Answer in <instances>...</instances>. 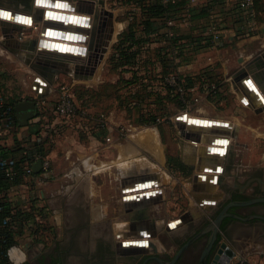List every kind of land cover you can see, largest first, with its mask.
Returning <instances> with one entry per match:
<instances>
[{
    "label": "crops",
    "instance_id": "0c3cea01",
    "mask_svg": "<svg viewBox=\"0 0 264 264\" xmlns=\"http://www.w3.org/2000/svg\"><path fill=\"white\" fill-rule=\"evenodd\" d=\"M52 1L66 2L70 8L74 6L70 0ZM99 1H102L101 4ZM238 1H203L193 8L189 16L177 22L172 28L173 37L166 36L160 41L155 39L150 45L147 44V48L163 47L162 59L154 55L153 49L150 53L148 51L142 53L138 58L140 64H146V68L142 66L141 69L142 74H148L149 79L143 80L148 91L165 94L167 89L164 87V77L174 73L187 77L208 71L218 79L221 88L217 100L211 99L208 95L209 91L204 90L199 93L200 101L194 105V108L196 107L197 115L203 116L201 118L207 115L216 116L214 119L221 121L222 124L211 120L204 121V124L195 122L196 120L188 117V113L183 112L182 108L177 109L176 114L171 117L179 138V158L183 162L181 168L175 167L169 161L161 129L156 127V124L141 123L136 108H132V114L124 117L117 115L114 110V106L120 108L121 105L96 104L93 93L102 82L103 73L97 69L93 74H88L91 65L86 57L91 52H89V44L94 37L92 33L95 25L89 27V24H80L59 17L58 19L63 22L73 23V26L59 24L57 28H48L45 23L37 21L40 23L35 25L39 26V30L25 36L32 23L29 26L19 23V27H14V22L11 20L0 18L10 24L5 25L0 20L1 49L8 54L7 58L19 62V65L10 70L8 78H3L0 73L2 82L7 89H11L10 92L15 97L13 99L15 107L20 101L34 98L46 100L43 135L48 143L50 140L56 141V151L49 153L51 171L48 182L42 186L43 199L49 201L47 197H49L50 182L56 179L59 183L57 190H52L51 197L55 195L66 200L70 196L69 203L73 201L74 205L84 208V214L91 222L101 224L112 222L114 227L115 223H124L127 228L122 232L126 237L150 238L158 236L168 228L171 223L168 219L178 212L177 206L172 201L178 182L182 185V191L189 197L191 211L188 213L193 217L210 212L218 201L223 202L232 191H248L256 186L264 188V179L254 175L251 166L244 172L240 168L241 158L247 160L249 165L257 163L258 158H264L262 97L264 96V0H254L257 28L253 31L243 28L247 17L244 10L236 6ZM96 2L93 6L89 4L86 6L95 12L98 9L97 5H103V0ZM5 8L0 6L1 10H6ZM102 10H104L103 6ZM11 11L25 17L29 16L27 14L34 15L33 10L26 12L8 9L7 12L11 13ZM136 11L139 15V9ZM104 20L105 23L108 21L110 23L108 11L104 14V18L100 19V23L98 22L97 30H101L104 34L108 33L110 27L114 30L115 24L112 22L104 28ZM213 24H217L221 30V38L216 41L208 34V29ZM78 25L82 26L81 28L85 27L84 30L79 29ZM45 27L47 31L55 29L61 33L74 34L72 37L76 42H82L75 39L77 34L89 35L85 40L89 42L85 46L88 47V51L85 49L86 52L83 54L69 50L82 56V59L44 52L40 43L41 38L46 36L43 31ZM126 28L127 26L123 30ZM66 51L68 50L64 47L58 52ZM181 52L183 58H189L182 63ZM259 63L262 64L261 68L258 66ZM169 68L171 70L165 73L164 71ZM130 76V72L124 73V78ZM251 80L255 82L262 95L249 86ZM62 82L72 84L76 102L87 111L76 120L63 119L52 110L57 99L59 84ZM136 86L138 87L132 85L134 89ZM167 86L173 94L176 92L174 86L169 84ZM188 118L199 126L209 122L216 126L192 127L188 125ZM178 120H183L184 123L180 124ZM213 138L218 139L219 143L229 139V146L233 141L243 146L244 150L232 152L229 148L221 155L220 147L214 148L217 142H212ZM208 148L216 152L212 153ZM180 174L188 177L178 178L177 175ZM147 182L153 184L140 190L154 193L150 198L151 201L128 204L130 201L127 197L137 194L134 191L139 190L138 186ZM153 185L159 187L156 189ZM148 188L153 190L146 191ZM129 192L133 193L129 194ZM73 194L74 197H71ZM202 208L205 210H201ZM181 222L180 219V224L174 228L170 227L171 231L177 229ZM147 232L148 235H144ZM116 237L121 239L123 234L119 233ZM254 239L255 237L252 238L251 235L235 233L228 238V243L238 254H244L247 261L249 255L247 250L249 246H253ZM139 244L143 245L146 242ZM155 244L158 249L161 248L159 241ZM260 253L264 254L263 249ZM28 254L27 251L24 253L21 250H14L12 255L16 264H29L26 260ZM247 262L252 264L249 258Z\"/></svg>",
    "mask_w": 264,
    "mask_h": 264
},
{
    "label": "flooded vegetation",
    "instance_id": "af4514ba",
    "mask_svg": "<svg viewBox=\"0 0 264 264\" xmlns=\"http://www.w3.org/2000/svg\"><path fill=\"white\" fill-rule=\"evenodd\" d=\"M5 8V7H3ZM9 9V8H6ZM219 176L217 177V180ZM159 185V184H158ZM159 187V186H154ZM253 194H246L245 191H232L230 196L223 202L218 201L216 207L210 212L200 213L198 216H191L190 213L171 219L168 228L158 234L157 238L161 248L156 251L126 252L123 246V238L119 239L113 234L114 223L101 224L91 222L84 214V208L72 203L66 205L67 218L69 223L61 240L51 246H44L40 254H33L32 264H235L230 263V251L232 247L228 238L235 233H247L253 236H264V188L257 187ZM255 201L250 205L239 206V202ZM217 201V200H216ZM228 207L230 216H224V209ZM223 215L220 225L217 219ZM238 215L243 220L233 217ZM78 219L74 222L73 220ZM134 226V224H132ZM173 225H175L173 227ZM170 228V229H169ZM89 230V250L80 245V236ZM149 232L144 233L148 235ZM119 234V233H118ZM121 237V235H120ZM129 237V236H127ZM147 238V236L139 237ZM133 238V237H129ZM65 240V244L62 240ZM118 239V240H117ZM82 242V240H81ZM151 242V240H150ZM227 243V246L225 245ZM152 245V242H151ZM233 249V248H232ZM149 250V251H148Z\"/></svg>",
    "mask_w": 264,
    "mask_h": 264
},
{
    "label": "built area",
    "instance_id": "2783aa9c",
    "mask_svg": "<svg viewBox=\"0 0 264 264\" xmlns=\"http://www.w3.org/2000/svg\"><path fill=\"white\" fill-rule=\"evenodd\" d=\"M175 1L162 0L163 3ZM203 1L207 0H189L176 18L170 17L165 20L167 38L174 36L172 28L177 22L189 16L193 8ZM236 6L244 10L247 17L243 28L248 31L255 30L257 28L255 1L239 0ZM129 19L132 20L133 16L130 15ZM208 34L214 41L221 38V30L217 24L210 26ZM143 48H147V45ZM164 81L175 87L176 93L180 94L185 104L183 112L190 114V110L200 101L199 93H196L191 100H187L186 89L183 86L186 83V78L180 76L179 73L165 76ZM197 89L194 87L191 91ZM8 90L0 77V180H6L9 183L6 189L0 191V212L4 207L7 210L0 217V259H6V264H16L12 255L14 250L30 253L33 250V245L27 240V242L15 241L9 245V239L17 240L21 231L23 234L27 233L34 222L40 221L39 218L27 220L25 215L32 211L35 200H44L41 190L50 178L51 158L43 135L45 127L43 126L40 132L35 133L40 117L35 113L36 115L30 119L28 125L19 126L15 103L10 101L11 89ZM205 90L208 91L206 88ZM33 101L36 102V111L46 106V100L43 98H34ZM52 108L57 116L68 120H73L79 114L87 113L76 102L72 84L67 82L59 84L57 99ZM107 139L109 140V138ZM37 162H41L38 172L34 169ZM44 246V244H40L32 254H40Z\"/></svg>",
    "mask_w": 264,
    "mask_h": 264
},
{
    "label": "rangeland",
    "instance_id": "374dc122",
    "mask_svg": "<svg viewBox=\"0 0 264 264\" xmlns=\"http://www.w3.org/2000/svg\"><path fill=\"white\" fill-rule=\"evenodd\" d=\"M70 1L73 2L72 4H74L75 2H79L80 0H70ZM128 1L129 0H103V5H102L103 9L111 13V16H109L110 23L111 22L114 23L115 27H114V35H113V40L111 41V45L109 46L107 53L104 55L103 60L97 66L98 71L100 73H103L102 82L100 83L98 89L94 91L93 93L96 99L95 102L98 105L110 106V105L118 104L121 106L123 105L126 106L136 101V98L138 97V95L135 94L134 91H132L131 89L122 87V80H121L123 76L122 70L119 68H116L114 64L108 63V60L112 54L113 47L118 41L119 34L123 31V28H125L126 26L130 24L129 16L131 15L130 13L134 11L135 7L128 5ZM0 6L7 7L11 10H24L26 12H31L33 10V0H0ZM102 6H100V4L99 6L97 5L98 7L97 12L96 13L93 12L92 14H90L93 19L92 20L93 26L97 24L99 25L100 23V18H99V23H98V20L96 21V14H98L99 16L102 15L101 14ZM105 22L106 20L103 21L104 28L109 26L110 24L109 21L107 23ZM36 23H40V22H35V24ZM35 24L34 26L29 27V29L25 33V36L31 34L34 31L39 30V26H36ZM0 37H1V33H0ZM87 44H89V42H87ZM7 55L8 54L5 53L4 50L1 49V44H0V73L2 77L5 79L9 77L10 70H12L14 66L19 65V62L17 60L15 59L14 61L10 60L9 58H7ZM86 57L87 58L89 57V53L87 54ZM148 100L154 101V96H152V99H148ZM148 100L146 101L148 102ZM125 106L124 108H116L114 106V110H116L115 112L117 113V115L119 116L123 115L124 117H127L130 114H132V110H128V108H125ZM176 106L170 105L171 111L170 110L162 111V112L152 111V113H156L159 115L160 120L156 123V127H159V129H161L162 137L166 144L167 155L169 157L171 164L177 168H181L183 162L179 158V143H178L179 138L176 134L177 128L175 127L173 121H171V117L175 115L177 112V109H179ZM195 108L193 107L190 110V114L199 116L197 115L198 113L195 112ZM164 114L166 115L165 117L160 116ZM199 117H203V116H199ZM204 118L214 119L216 118V116L207 115ZM229 148L232 152H235L236 150H240V151L244 150L243 146H240L239 144H236L233 141L230 144ZM260 148L261 146H259V151H260ZM48 149L50 151L49 153L55 152L56 151V141L50 140V142L48 143ZM240 161H241L240 168L242 172H244L245 170H249L248 167L251 166L253 170L252 173L254 175H258L259 178L264 179V158H258L257 163H252V165H249L247 160H245L244 158H241ZM177 177L186 178L188 176H185V175L183 176V174H180V175H177ZM58 183L59 182L56 179L51 180L50 192H48L49 197H47V200L49 201L47 202L46 199L44 198L45 200H43L42 202V204H45L46 206H48V211H47L48 213L43 219H41L42 221H40L37 225L39 229V226L40 228H43V225H44L46 228L47 225L49 224L53 232L51 231L52 234H50L49 236V231L47 232V230H43L42 232L40 230L39 235L37 234L34 237L28 236L29 239H27V241L32 243L33 245L32 252L36 250L38 246L40 245L41 236L47 242V245L45 246H51L53 245V243L61 240V238H63L64 235L67 234V232L65 233V229L69 226L68 225L69 223H66L67 211L65 208L67 204H70L69 203L70 196L67 197L66 200L63 198H60L59 196H55V195L54 197H51V194H52L51 192L57 190L56 188L58 186ZM257 187L258 186H256L255 188ZM255 191L256 190H248V191H245V193L250 195V194H253ZM71 197H74V194L71 195ZM172 201L177 206L178 212L175 215H173L171 218H169L168 220H171L173 218H180L182 214H186L189 211H191V203H190L189 197L182 191V185L180 182H178L176 191L172 197ZM71 203L73 204L74 202L72 201ZM201 210L204 211L205 209L202 208ZM73 221L76 222L78 221V219L73 220ZM125 228H127V226L124 223L123 224L115 223L113 234H115V232L118 230L123 231L125 230ZM88 235H89V230L86 229V231L83 232V234L80 236V245L82 244L84 249H86L87 251L89 250L88 249L89 243L88 241H84V240L88 238ZM242 235L249 236V234L247 233H242ZM37 237H39L40 241L37 240ZM251 237L252 238L255 237V239H254L253 246L251 247L249 246L247 250V252L249 251V255L247 256V261L249 258L252 264H264V254L260 253L262 249L264 251V236L251 235ZM149 239L151 240L152 244H155L156 242L159 241L157 236L156 237L152 236ZM27 241L25 240V242ZM62 243L65 244L64 239L62 240ZM149 250H152V248H150ZM32 252H30L27 255L26 260L28 261L29 264H30V261H32V257H33ZM237 257H240L242 261L246 262L247 264H250L245 260L244 254L242 253L238 254L237 252ZM237 263H238V259H236L235 261V264Z\"/></svg>",
    "mask_w": 264,
    "mask_h": 264
},
{
    "label": "trees",
    "instance_id": "16d2710c",
    "mask_svg": "<svg viewBox=\"0 0 264 264\" xmlns=\"http://www.w3.org/2000/svg\"><path fill=\"white\" fill-rule=\"evenodd\" d=\"M186 4H188V0H176L175 2L168 3H163L162 0H129L128 5L135 7L134 11L130 13L133 16V19L130 20V24L127 26V28L119 34L118 41L113 47L112 54L108 60L109 64H114L116 68L122 70V87L129 88L138 95L136 101L126 106L123 105L120 108H124V106L125 108H128V110L136 108L140 114L141 123H144L146 125L156 124L160 120L159 115L156 113H152V111H171L170 105H177V108H185V104L180 94L176 92H174L173 94L171 89L167 86L168 84L165 82L164 87H166L167 89V92H165V94L153 90H147L143 80L148 78V74H142L141 69V67H145L146 64H140V62H138L140 59L138 60V58L142 53L146 51L150 53L154 50V55L162 59L161 51L163 47H158L156 49L150 47L144 49L143 47L147 44L150 45L151 42L155 41V39H158L159 41L161 39H164L166 37L165 31H167L165 20L170 17L176 18L183 11ZM136 9H139V15L137 14ZM182 55L183 53L181 52V57ZM188 59V57H182L181 63L185 62ZM175 67H172V69ZM170 70L171 69L169 68L164 72L166 73ZM127 71L131 73V76L126 79L124 78V73H126ZM185 78L186 83L183 86L186 89L185 97L187 100H191L196 93H202L205 88L208 89V95L211 97V99L217 100V97L220 94L219 90L221 87L219 86L218 79H216V77L213 76L211 72L204 71L203 73L194 76H187ZM132 85H138V87L136 86V88L134 89ZM194 87H197L198 89L196 91H191V89ZM152 96H154V101L148 100L152 99ZM14 98L15 97H13V95L10 97V101L13 104L15 103V101L13 100ZM146 100H148V102ZM46 107L47 106L37 111V116L40 117V120L37 123V130L35 131V133L40 132L43 128V116L45 114ZM81 108L84 109L83 107ZM81 116L83 115L79 114L73 120H76ZM160 116L165 117L166 115L164 114ZM46 144L48 146V141H46ZM8 186L9 183L6 180H0V191L6 189ZM42 202L43 200H35L33 203L32 211L26 213L25 219L30 220L39 218V220L42 221L41 219H43L48 213V206L42 204ZM6 211L7 210L4 207L0 212V217H2L4 215V212ZM18 215L20 216V214ZM40 221L34 222L27 233L23 234L21 231L17 236V240H14V238H10L9 245L13 244L15 241L23 242L29 237H34L37 234L39 235L40 230L42 232L43 230H47V232L49 231L50 236V234H52L51 231L53 232L52 228H50L48 224L46 228L43 225V228H40L39 226L38 229L37 225ZM40 238V244L47 245L46 240H44L42 236ZM37 240L40 241L39 237H37ZM0 264H6V259L1 258Z\"/></svg>",
    "mask_w": 264,
    "mask_h": 264
},
{
    "label": "bare ground",
    "instance_id": "6f19581e",
    "mask_svg": "<svg viewBox=\"0 0 264 264\" xmlns=\"http://www.w3.org/2000/svg\"><path fill=\"white\" fill-rule=\"evenodd\" d=\"M101 2L102 1H99L100 4H101ZM75 3L72 4V6L73 5L74 6L70 8V6H68L69 4H67L66 2H64V3L63 2H56V3H54L52 0H49V1H47V0H33V11L32 12L34 13V15L33 14H27V15H29L27 17H25L24 15H21L20 13H17V15H16V13L13 12V11H11V13L7 12L8 9L5 8L6 10H1L0 9V13H7V15H0V18H3L5 20H11L12 22H14L13 24L24 23V24H27L29 26V24L32 23V25H30V27H31L37 21H41L43 24L47 20H51V19L53 21L63 22V20L61 21L58 18L59 17H64V19L65 18H68V19H71L72 21L79 22L80 24L85 23V24H89V27L92 26V20L93 19H92V17H91L90 14L93 13V10L90 9V7H87L86 4H89L90 6H93L97 2L95 0L92 1V2L89 1V0H80L79 2H75ZM47 9H49V10H47ZM46 11L52 12L54 18H50V16L46 17ZM96 12L97 11H95V13ZM106 12H107V10H102L101 11V14H102L101 17L102 18H104V14ZM86 17H89L91 20L89 18L86 19ZM3 19H0V20H2L5 23V25H7L9 22H6ZM63 23H64V25H67V26H69V25L70 26H73V23H71V24H69L67 22H63ZM13 24H11V26ZM8 25H10V24H8ZM43 31H44V35H46V36H44V37L41 38L40 45L41 46H45L49 50L55 49V50L59 51L61 48L63 50V48L65 47V49H67L68 51L70 49H72V51L74 50L73 52H75V53H81L82 52L84 54L86 52V51H84L85 49L88 51V47L85 48V46L87 45V41H85V40L87 39V37L89 35L88 36L87 35L84 36V34H81V35H78L77 34L75 36V39H78L79 41H82V42H76V41H74V37H72V36H74V34L73 35L72 34L70 35V34H67V33H64V32L61 33V32H58L55 29H50L49 31H47V30L44 29ZM66 38H69V39H66ZM84 41H85V43H83ZM249 86L254 91H257L259 94H261L260 89L257 87V85L255 84V82L253 80H251L249 82ZM262 97L264 99V96L263 95H262ZM187 116L190 117V118H192V119H195L196 120L195 122L198 121V123H203L204 124L205 123L204 121L211 120L212 122L215 121L216 123L222 124L221 121L216 120V119L201 118L199 116H195V115H191V114L190 115L187 114ZM190 118H188L187 120H190L191 122H194ZM206 125H208V124H206ZM212 126H215V125H212ZM217 141H215V142H217ZM229 143H230V140L229 139H227L226 142H224V141L221 142V143L217 142L214 145V148L216 146L217 147H220L219 148L220 149L219 151L222 153L221 155H223V153H224V151L226 149L228 151V149H229ZM217 147L215 149H218ZM221 149H223V150H221ZM214 155L216 156V154H214ZM152 184L153 183H151V182H147V184L142 185L143 187L142 186H138V187H140L139 190L138 191H134V193L141 192L142 189L147 188V187L151 186ZM153 186H155V185H153ZM150 190H153V188L146 189V191H150ZM131 193H133V192H129V194H131ZM142 193L143 194H146V196H143L142 199H139V201L136 202L137 204L138 203H141V202L142 203L150 202L151 201L150 198L154 194L152 192H142ZM134 195L136 196L137 194H134ZM134 195H130V196L127 197V200L130 199L131 205H133V203L135 202V201H133V202L131 201V199L134 197ZM120 232H122V231H120ZM117 234L118 233H116V235ZM123 241L126 244L125 246L128 247L127 249H125L126 252H137V251L141 250V248H142V250L143 249L144 250H147V248L150 249L151 247H153V249L155 250V248H156V246L154 244L151 245L150 240H148L145 237L144 238H141V239H137V238H129V237H126L125 236V238H124V240H122V242ZM139 242H146V244L141 245V244H139Z\"/></svg>",
    "mask_w": 264,
    "mask_h": 264
},
{
    "label": "water",
    "instance_id": "95a60500",
    "mask_svg": "<svg viewBox=\"0 0 264 264\" xmlns=\"http://www.w3.org/2000/svg\"><path fill=\"white\" fill-rule=\"evenodd\" d=\"M108 15L111 16V13L108 12ZM48 16H50V18H54L52 12L46 11V17H48ZM99 18L101 19L102 17L99 16L98 14H96V21L98 20V22H99ZM66 20H69V19L66 18ZM45 24L47 25L46 27H48V28H57V26L59 24L64 25L63 23H61L59 21H53L52 19L51 20H47L45 22ZM19 26H20V24H14V27H19ZM46 27L44 29H46ZM78 27H79V29H83L79 25H78ZM92 34H93L94 37L92 38V41L89 44V48H90L91 52L89 53V57H88V62L91 65V67L89 69V73H88L90 75L93 74L97 70V66L101 63V61L104 58V55L107 53V50H108L109 46L111 45V41L113 40L114 30H112V28L110 27L108 29V33L104 34V33H101V30L100 31L97 30V25H95ZM41 50H43L44 52H49V53L57 55V56L81 58L82 59V56L77 55L75 53H72L70 51H66L64 53H61V52H58V51L49 50L45 46H41ZM258 66H259V68H261L262 64L259 63ZM15 108H16V112H17L19 126L23 127V126L28 125L30 119H32L34 117L37 106H36V102L35 101L26 100V101L17 102ZM22 112H24V113H22ZM185 117H186V115H185ZM178 123L183 124L184 121L183 120H178ZM188 125L192 126V127H209V128H211L212 125L216 126V124H211L210 122L208 123V125L205 124L203 126L201 124V126H199L198 124L196 125V124H194V122H191L190 120H189V124ZM217 140L218 139L213 138L212 142H215ZM208 149L212 153L216 152L212 148H208ZM40 167H41V162H37L35 164V166H34L35 171L38 172L40 170ZM131 190H133V189H131ZM136 196L134 195V197L131 199L132 202L135 201L133 203V205L137 204L136 202L139 201V199H142L143 196H146V194H143L142 192H140V193H137ZM128 200L130 201V199H128ZM261 200H264V199H261ZM255 201H259V200L255 199V200L247 201V202H239L237 204H239V206L250 205V204H253ZM128 204H131V203L128 202ZM223 214H224V216H230L231 215V214L228 213V207H226L224 209ZM224 216L221 215L217 219V224L218 225L221 224L222 219H223ZM233 217L239 218L241 220L244 219V218H242V217H240L238 215H234ZM123 244H124L123 246L126 245L125 243H123ZM225 245L227 246V243ZM127 248H128L127 246L124 247V249H127ZM227 248L230 251V257H229L228 263H230L231 260L238 259V263L237 264H247L246 262L242 261L240 257H237V252L234 249H232V248L230 249L228 246H227ZM141 251H146V250H144V249L142 250V248H141ZM155 251H156V248H155Z\"/></svg>",
    "mask_w": 264,
    "mask_h": 264
},
{
    "label": "snow or ice",
    "instance_id": "6c2138e0",
    "mask_svg": "<svg viewBox=\"0 0 264 264\" xmlns=\"http://www.w3.org/2000/svg\"><path fill=\"white\" fill-rule=\"evenodd\" d=\"M0 15H7V13H0ZM175 225H173V227H174Z\"/></svg>",
    "mask_w": 264,
    "mask_h": 264
}]
</instances>
